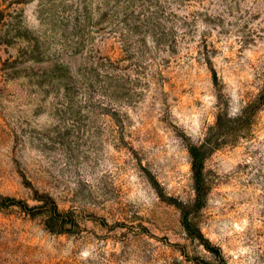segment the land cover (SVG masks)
Wrapping results in <instances>:
<instances>
[{"label": "rangeland", "instance_id": "obj_1", "mask_svg": "<svg viewBox=\"0 0 264 264\" xmlns=\"http://www.w3.org/2000/svg\"><path fill=\"white\" fill-rule=\"evenodd\" d=\"M0 264H264V0H0Z\"/></svg>", "mask_w": 264, "mask_h": 264}, {"label": "trees", "instance_id": "obj_2", "mask_svg": "<svg viewBox=\"0 0 264 264\" xmlns=\"http://www.w3.org/2000/svg\"><path fill=\"white\" fill-rule=\"evenodd\" d=\"M190 154H191L192 159H193L192 167H193V172L195 173V177H196V181H197V185H196L197 199H200L203 196V194L201 193L202 182L200 181V179L198 180L197 177H198V175H200L201 166H202V157L204 154L201 151H199V149H197V148H194V150H191ZM45 204H46L45 207H46L48 213H50V215L53 212H57V207L55 206V204L53 202H52V205H50V206L47 202H45ZM185 225L187 226V231L190 232V230H188L189 224H185Z\"/></svg>", "mask_w": 264, "mask_h": 264}]
</instances>
